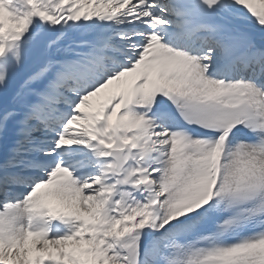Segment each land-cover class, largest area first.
<instances>
[{
	"label": "snow or ice",
	"instance_id": "1",
	"mask_svg": "<svg viewBox=\"0 0 264 264\" xmlns=\"http://www.w3.org/2000/svg\"><path fill=\"white\" fill-rule=\"evenodd\" d=\"M0 264H264V0H0Z\"/></svg>",
	"mask_w": 264,
	"mask_h": 264
}]
</instances>
